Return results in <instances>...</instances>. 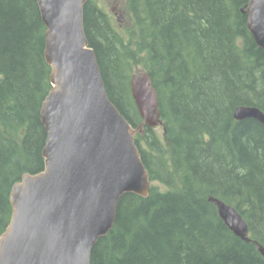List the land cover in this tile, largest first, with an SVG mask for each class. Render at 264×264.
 Masks as SVG:
<instances>
[{
  "label": "trees",
  "instance_id": "16d2710c",
  "mask_svg": "<svg viewBox=\"0 0 264 264\" xmlns=\"http://www.w3.org/2000/svg\"><path fill=\"white\" fill-rule=\"evenodd\" d=\"M246 2L129 0L135 47L96 0L85 3L83 27L106 92L133 127L141 117L132 63L152 79L162 133L144 125L135 143L151 182L165 187L120 197L91 264H264L255 243L264 246V124L233 116L240 104L264 112V53L246 28ZM44 32L36 0H0V233L12 184L44 168ZM209 195L241 214L249 241L225 225Z\"/></svg>",
  "mask_w": 264,
  "mask_h": 264
},
{
  "label": "water",
  "instance_id": "95a60500",
  "mask_svg": "<svg viewBox=\"0 0 264 264\" xmlns=\"http://www.w3.org/2000/svg\"><path fill=\"white\" fill-rule=\"evenodd\" d=\"M87 1L36 0L51 85L40 108L44 168L24 172L10 188L0 264H91L93 246L114 225L120 197L149 194L135 134L144 125L162 124L157 93L146 70L131 75V96L142 119L137 127L110 100L83 27ZM241 11L264 53V0H247ZM233 116L264 124V112L254 105H237ZM208 199L225 225L249 241L241 214L218 197ZM255 243L264 258V246Z\"/></svg>",
  "mask_w": 264,
  "mask_h": 264
},
{
  "label": "rangeland",
  "instance_id": "374dc122",
  "mask_svg": "<svg viewBox=\"0 0 264 264\" xmlns=\"http://www.w3.org/2000/svg\"><path fill=\"white\" fill-rule=\"evenodd\" d=\"M96 2L99 7L108 15L112 27H114L116 32H118V35L122 38L123 42L125 44H129L132 47H135L137 37L134 35L133 31L132 16L129 11V0H96ZM115 3L117 4V8L120 10V20L112 9V6ZM141 55L143 54L141 53ZM132 64L133 68L131 75L134 72L145 70L141 62ZM155 129L159 134L162 133V127L160 125H157ZM151 184L159 189H165L164 185H162L156 180H153Z\"/></svg>",
  "mask_w": 264,
  "mask_h": 264
},
{
  "label": "flooded vegetation",
  "instance_id": "af4514ba",
  "mask_svg": "<svg viewBox=\"0 0 264 264\" xmlns=\"http://www.w3.org/2000/svg\"><path fill=\"white\" fill-rule=\"evenodd\" d=\"M112 9L115 12V14H116V12H119V15H120V10L117 8V4L116 3L112 6Z\"/></svg>",
  "mask_w": 264,
  "mask_h": 264
}]
</instances>
